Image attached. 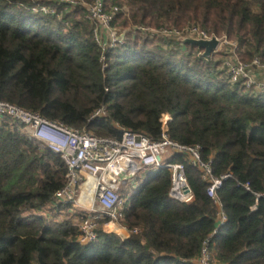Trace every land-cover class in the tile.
<instances>
[{"label":"trees","instance_id":"obj_1","mask_svg":"<svg viewBox=\"0 0 264 264\" xmlns=\"http://www.w3.org/2000/svg\"><path fill=\"white\" fill-rule=\"evenodd\" d=\"M101 2L117 8L118 27L197 26L235 41L241 62H264V0ZM40 7L48 11H32ZM92 28L81 8L0 0V100L108 138L127 129L155 140L167 115L169 139L199 146L213 178L230 174L215 191L225 221L216 227L200 172L174 155L190 202L169 198V174L156 169L123 206L120 224L136 233L119 238L98 221L95 241L80 245L75 225L57 219L66 207H49L63 162L0 119V264H193L204 240L213 264H264V95L230 85L211 60L217 54L203 57L182 40L133 31L101 52ZM100 107L105 114L88 121Z\"/></svg>","mask_w":264,"mask_h":264},{"label":"built area","instance_id":"obj_2","mask_svg":"<svg viewBox=\"0 0 264 264\" xmlns=\"http://www.w3.org/2000/svg\"><path fill=\"white\" fill-rule=\"evenodd\" d=\"M45 1L70 8H82L85 19L93 27V41L101 52L123 44L124 33L118 32L113 26L117 8L112 7L105 11L101 0H94L91 3H83L79 0ZM32 11L45 14L48 10L40 7L33 8ZM132 31L150 37L174 40L214 38L217 41L216 48L223 47L219 70H217L223 78L230 85L242 88L249 95H264V62L257 57L248 62H241L237 57L239 49L235 42L230 43L225 38L209 36L197 27H190L184 32L173 29L154 30L146 27H136ZM99 61L103 62V54ZM104 114V107H100L90 114L88 121L102 117ZM0 119L10 120L19 125L29 140L50 153L58 155L63 162L64 184L53 193L49 207L59 205L68 209L72 208L71 204L80 188L90 196L89 203L93 200L96 208L90 203L86 209H82L83 215L75 225L76 242L80 245L95 241L98 221H104L100 228H104L102 231L105 233L109 232L106 229L113 232L117 228L125 231L127 236L136 233V229L127 230L120 224L125 201L119 193L120 186L127 184L126 179L134 178L143 169L166 170L169 174L168 197L180 203L190 202L192 195L183 166L171 161L174 155L184 156L191 166L200 172V179L206 183L205 193L218 209L216 227L221 226L225 221L215 191L220 187L221 181L230 178V174L226 173L219 178H213L210 162H203L200 159V147L179 144L169 139L166 135V123L160 122V135L155 140L127 129H120L117 138L99 137L84 129L70 128L59 121L45 119L37 112L27 111L1 100ZM244 187L247 189L246 185ZM262 196L264 197V194ZM254 208L255 205L251 207V210ZM207 243L208 240L202 242L199 256L193 264H213Z\"/></svg>","mask_w":264,"mask_h":264},{"label":"rangeland","instance_id":"obj_3","mask_svg":"<svg viewBox=\"0 0 264 264\" xmlns=\"http://www.w3.org/2000/svg\"><path fill=\"white\" fill-rule=\"evenodd\" d=\"M80 1V0H79ZM83 2V1H81ZM85 3V2H83ZM82 9V8H81ZM83 10V9H82ZM122 12H124V14H126V9H123ZM113 26L115 27V29L118 31V32H121V33H124V36L127 37L132 33H134L133 31H131L129 28H121V27H118L117 26V22L114 21L113 23ZM190 27H197V26H189V27H186L184 28L183 30L179 31V32H184L186 29L190 28ZM147 28V27H146ZM198 28V27H197ZM151 29V28H149ZM153 29V28H152ZM199 29V28H198ZM154 30H172V29H169L168 26H165V27H159V28H155ZM175 30V29H173ZM178 31V30H176ZM215 37V36H214ZM216 38H225L226 41L228 42H235V41H232V40H228L226 37L222 36V37H216ZM236 43V42H235ZM223 50V47H218V48H215V50H212L210 52L209 55H218L217 57L214 56L213 58H211V60L213 62H216L217 63V66H216V70H219V65H220V62H221V52ZM215 51V52H214ZM240 51V50H239ZM214 52V53H213ZM202 53V52H201ZM220 55V56H219ZM2 120H6V119H2ZM169 120V117L168 116H161L160 118V122H162V124H165L167 123ZM7 122H10L12 125H14L15 127H17V129L20 131V133H22L26 138H27V135L26 133H24V131L22 130V128L15 124L14 122H11L10 120H7ZM90 133V132H89ZM93 135V134H92ZM95 136V135H94ZM36 144V143H35ZM37 145V144H36ZM38 146V145H37ZM39 147V146H38ZM41 148V147H40ZM152 171H154L153 169H150V168H146V169H143L142 171L138 172L134 178H131V177H128L126 180H127V184L126 185H122L120 186V196L121 198L126 201L135 191L136 189L138 188V186H140L145 180L146 178L149 176L150 173H152ZM88 197V198H87ZM90 196H88L87 193L84 192V190L82 188H80L78 190V193L77 195L75 196L74 198V202L71 204L73 205V207H69L66 208V211H65V208H64V211H62L61 213H59V215L57 216V219L58 220H61L63 218H68L72 224L76 225L80 219V217L83 215L82 213V209H86L90 203L91 205H93V200L89 203V199L91 200V198H89ZM82 201H84L82 203ZM87 201V203H86ZM95 208V204L93 205ZM108 230L109 232L107 233H113L112 231H110V229H106Z\"/></svg>","mask_w":264,"mask_h":264},{"label":"water","instance_id":"obj_4","mask_svg":"<svg viewBox=\"0 0 264 264\" xmlns=\"http://www.w3.org/2000/svg\"><path fill=\"white\" fill-rule=\"evenodd\" d=\"M183 43H187L196 47V49L201 50V55L203 57H208L210 52L214 50L217 46V41L214 38L209 40H196V39H183Z\"/></svg>","mask_w":264,"mask_h":264},{"label":"crops","instance_id":"obj_5","mask_svg":"<svg viewBox=\"0 0 264 264\" xmlns=\"http://www.w3.org/2000/svg\"><path fill=\"white\" fill-rule=\"evenodd\" d=\"M101 230H104V228L101 227ZM113 233L119 238H125L127 236L126 232L119 228L115 229Z\"/></svg>","mask_w":264,"mask_h":264},{"label":"bare ground","instance_id":"obj_6","mask_svg":"<svg viewBox=\"0 0 264 264\" xmlns=\"http://www.w3.org/2000/svg\"><path fill=\"white\" fill-rule=\"evenodd\" d=\"M107 228H110V227H107Z\"/></svg>","mask_w":264,"mask_h":264}]
</instances>
